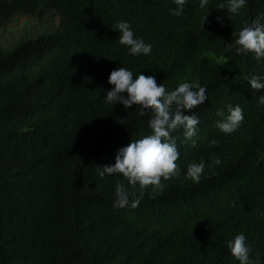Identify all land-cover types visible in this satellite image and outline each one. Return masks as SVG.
Here are the masks:
<instances>
[{"label": "trees", "instance_id": "16d2710c", "mask_svg": "<svg viewBox=\"0 0 264 264\" xmlns=\"http://www.w3.org/2000/svg\"><path fill=\"white\" fill-rule=\"evenodd\" d=\"M220 3L186 0L174 16L173 0H0V30L59 17L53 32L0 48V264H239L227 248L239 234L264 264V89L244 79L264 78V57L225 50L232 32L264 16V0H246L238 15ZM120 21L150 54L129 55ZM118 67L154 76L166 92L199 84L208 98L184 112L200 118L195 147L182 128L172 133L179 176L136 208L113 207L122 174L97 172L151 134L150 110L141 117L139 106L105 101ZM228 105L244 118L225 134L214 125ZM214 157L222 163L209 167ZM201 160L200 181L186 179Z\"/></svg>", "mask_w": 264, "mask_h": 264}, {"label": "clouds", "instance_id": "9594fccd", "mask_svg": "<svg viewBox=\"0 0 264 264\" xmlns=\"http://www.w3.org/2000/svg\"><path fill=\"white\" fill-rule=\"evenodd\" d=\"M177 8L171 11L174 16L181 15L186 0H173ZM208 0H201L200 7L204 8ZM246 0H227V4L220 3L218 8L223 12L227 8L229 14H239L245 7ZM209 15V14H208ZM203 17L204 24L207 16ZM230 18V16H228ZM257 18L250 25L246 24L238 32H232L234 42L226 44L225 50H234L235 54L253 53L257 61L264 57V24ZM217 22H222L217 17ZM115 29L120 33L119 43L127 46L129 55H148L152 46L145 44L143 39L134 37L131 25L126 21L117 22ZM251 89H264V78L260 76H245ZM112 89L106 92L105 101L110 104H122L125 109L139 106L138 115L144 117L150 110L151 116L148 119V127L151 134L138 140H132L126 147L119 149L114 165L97 167L98 176L102 179L106 175L122 174L127 181V186L118 181L115 184V200L113 207L123 209L131 206H139L145 194L152 199L164 190L162 179L167 181L180 174L177 160L179 151L177 149V138L173 132L183 129L185 141L192 140L195 147L196 141L193 137L198 132L200 118L195 115H185L186 110H192L208 100L206 89L199 84L181 82L171 92H166L163 84H157L154 76L139 74L135 79L133 73L125 67H118L113 70L108 79ZM258 103L264 105V95H260ZM218 119L215 127L225 134L234 132L243 121V110L237 105H228L227 115L222 110L216 112ZM126 123L121 120V124ZM216 141H211L215 145ZM222 161L214 157L209 167L220 165ZM205 169L203 160L200 162H189L187 164L186 179L198 183ZM138 186V191H137ZM131 189V190H130ZM149 189L151 191L149 192ZM227 248L231 256L239 264H259L258 261L250 259L251 248L246 244L243 234L236 235L227 242Z\"/></svg>", "mask_w": 264, "mask_h": 264}, {"label": "rangeland", "instance_id": "374dc122", "mask_svg": "<svg viewBox=\"0 0 264 264\" xmlns=\"http://www.w3.org/2000/svg\"><path fill=\"white\" fill-rule=\"evenodd\" d=\"M58 24L59 17L53 12L49 13L43 21L30 17H20L3 30H0V48H10L13 46H10L12 43L15 45L21 39L36 37L46 32H53Z\"/></svg>", "mask_w": 264, "mask_h": 264}]
</instances>
